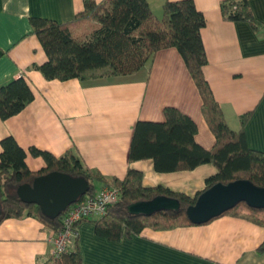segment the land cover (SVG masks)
Instances as JSON below:
<instances>
[{"label": "crops", "instance_id": "obj_1", "mask_svg": "<svg viewBox=\"0 0 264 264\" xmlns=\"http://www.w3.org/2000/svg\"><path fill=\"white\" fill-rule=\"evenodd\" d=\"M148 1L162 17L167 0ZM223 1L194 0L206 18L204 74L232 129L240 130L241 117L251 114L244 127L247 145L264 152V0H248L254 24L225 19ZM84 8V0H0V86L23 76L35 95L18 114L0 116V154L1 141L13 136L27 151L26 162L33 171L47 164L31 153L32 147L57 157L73 151L86 168L108 180L123 179L133 168L143 172L145 186L163 185L195 197L218 172L214 164L159 172L152 159L130 160L137 123L164 122L166 107L178 108L196 122L201 146L210 150L217 142L177 48L160 50L151 63L130 75L49 80L35 67L48 56L31 19L65 23ZM96 185L97 192L105 187L103 182ZM97 219L79 225L83 264H264V252L258 251L264 226L242 217L223 215L203 224L145 228L119 240L99 235ZM52 252L50 229L37 218L13 217L0 225V264H48Z\"/></svg>", "mask_w": 264, "mask_h": 264}, {"label": "trees", "instance_id": "obj_2", "mask_svg": "<svg viewBox=\"0 0 264 264\" xmlns=\"http://www.w3.org/2000/svg\"><path fill=\"white\" fill-rule=\"evenodd\" d=\"M84 3V10L69 22L31 19L48 56L44 64L35 67L49 80L130 75L151 63L160 50L177 48L198 87L203 115L217 142L210 150L201 146L196 141V122L178 108L166 107L164 122L137 123L130 160L152 159L159 172L192 170L205 163L214 164L218 172L207 179L205 189L219 182L228 184L239 179H248L264 187V152L249 148L246 142L244 127L251 114L241 117L240 130L232 129L205 77L203 67L208 63V55L203 29L206 18L194 0H167L162 17L154 13L148 0H84ZM221 8L227 20L255 23L248 0H224ZM34 97L23 76L9 80L0 86V116L8 119L18 114ZM1 145L0 202L3 212L0 225L8 218L28 215L49 229L62 226L67 211L57 218H50L38 205L21 201L16 193L20 184L31 183L35 177L52 171L85 177L91 189L81 199L97 193V182L120 189L118 203L95 221L97 233L109 239L119 240L124 234L132 237L145 228L162 230L194 224L189 220L186 209L196 202L202 191L191 197L163 185L148 187L144 185L143 172L133 168L123 179L114 177L108 180L100 172L86 168L73 151L57 157L49 151L32 147L31 153L43 157L47 164L43 169L33 171L26 162L27 151L13 136L5 137ZM161 195L179 199L181 210L159 211L150 216L128 212L130 204ZM223 215L242 217L264 226V208H253L245 202L220 216ZM77 239L75 247L60 257L52 255L48 264H83ZM258 251L264 252V242Z\"/></svg>", "mask_w": 264, "mask_h": 264}, {"label": "water", "instance_id": "obj_3", "mask_svg": "<svg viewBox=\"0 0 264 264\" xmlns=\"http://www.w3.org/2000/svg\"><path fill=\"white\" fill-rule=\"evenodd\" d=\"M90 189L91 185L85 177L52 171L35 177L31 183L20 184L16 193L21 201L36 204L43 214L57 218L86 196ZM242 202L253 208H264V187L248 179H239L228 184L219 182L202 191L196 202L186 209V213L194 224H203ZM181 207L179 199L161 195L152 200L132 203L127 209L133 215L150 216L159 211L178 212ZM2 212L0 202V216Z\"/></svg>", "mask_w": 264, "mask_h": 264}, {"label": "built area", "instance_id": "obj_4", "mask_svg": "<svg viewBox=\"0 0 264 264\" xmlns=\"http://www.w3.org/2000/svg\"><path fill=\"white\" fill-rule=\"evenodd\" d=\"M121 191L117 187H104L94 196H87L72 204L63 218L62 226L50 229V242L53 244L52 255L60 257L68 252L79 236V223L88 218H100L108 213L111 206L118 203Z\"/></svg>", "mask_w": 264, "mask_h": 264}]
</instances>
